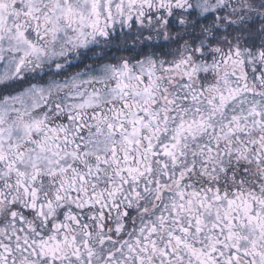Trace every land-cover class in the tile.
<instances>
[{"label": "snow or ice", "instance_id": "snow-or-ice-1", "mask_svg": "<svg viewBox=\"0 0 264 264\" xmlns=\"http://www.w3.org/2000/svg\"><path fill=\"white\" fill-rule=\"evenodd\" d=\"M0 264H264V0H0Z\"/></svg>", "mask_w": 264, "mask_h": 264}]
</instances>
